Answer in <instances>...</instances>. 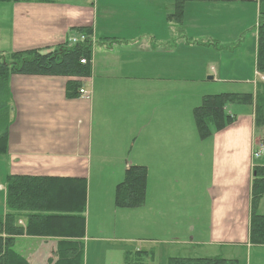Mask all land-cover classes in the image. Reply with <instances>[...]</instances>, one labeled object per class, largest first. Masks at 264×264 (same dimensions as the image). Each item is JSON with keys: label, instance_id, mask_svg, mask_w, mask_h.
I'll return each mask as SVG.
<instances>
[{"label": "crops", "instance_id": "obj_1", "mask_svg": "<svg viewBox=\"0 0 264 264\" xmlns=\"http://www.w3.org/2000/svg\"><path fill=\"white\" fill-rule=\"evenodd\" d=\"M174 1L0 2V53L50 51L78 38V28L92 29L88 76L12 74L7 79L0 216L7 211L8 175L69 178L66 183L84 178L85 211L88 200V214L103 220L97 233L104 231L107 220L109 227L111 222L121 226L120 209L134 208H117L114 189L131 165H140L147 171L146 192L143 204L135 208L153 215L150 223H174V257H222L236 260L227 264H243L252 246L264 248L248 240L252 170L259 162L252 158L259 141L253 107L232 103L227 111L235 115L234 122L205 139L199 137L192 114L204 95L247 93L240 88L199 90L202 75L224 80L222 75L230 73L236 79L232 82L250 81L247 90L254 93L256 25L263 7L259 0H181L182 16L175 21L170 18ZM233 28L243 35L254 29L249 64L215 67L211 63L219 57L206 56L221 52L217 38ZM183 61L189 72L184 73ZM68 81L79 82L90 97H66ZM163 179L175 187L158 191ZM200 194L208 202L205 227L200 225ZM163 198L169 199V207ZM259 210L264 212V197ZM16 220V227L25 226L23 218ZM90 233L85 213L83 237L23 232L12 236L10 249L30 264H49L58 241H78L85 251L88 240L98 239ZM136 248L154 257L151 246L147 251Z\"/></svg>", "mask_w": 264, "mask_h": 264}, {"label": "trees", "instance_id": "obj_2", "mask_svg": "<svg viewBox=\"0 0 264 264\" xmlns=\"http://www.w3.org/2000/svg\"><path fill=\"white\" fill-rule=\"evenodd\" d=\"M54 0H0V2H35L52 3ZM256 25L257 72L264 75V0ZM181 0L174 1L172 20L182 16ZM85 36L81 42L65 43L53 50L37 48L9 53H0V154L5 153L9 120L7 79L12 74L88 76L90 66L80 63V59L89 61L91 57V27L78 28ZM81 84L68 81L66 97L78 96ZM239 102L253 107L254 131L259 136V143L264 146V80H258L254 93L221 92L204 95L193 111V119L201 139L232 124L235 115L228 113L229 104ZM259 162L254 165L251 179V202L248 240L252 245H264V212L259 204L264 197V152ZM31 177L8 175L6 178L7 211L0 216V264H30L23 257L13 253L10 243L14 234L39 236H65L78 238L84 236L85 228V193L84 178ZM147 171L140 165H131L124 178L114 189V205L117 208H135L143 204L146 192ZM25 220L24 227H16V219ZM2 234L5 237H2ZM141 250L125 251L126 264H145L147 255ZM84 247L71 239H61L48 259L49 264H83ZM236 260L222 257H168L167 264H227Z\"/></svg>", "mask_w": 264, "mask_h": 264}, {"label": "rangeland", "instance_id": "obj_3", "mask_svg": "<svg viewBox=\"0 0 264 264\" xmlns=\"http://www.w3.org/2000/svg\"><path fill=\"white\" fill-rule=\"evenodd\" d=\"M251 30L252 31L245 32V34L243 35V31H234L233 28V31L227 33L228 35H226L225 37H223V35L221 34V37L217 38V40L221 43V52L219 51L218 53H209L206 56H214L215 58L219 57L218 61L211 64H214L215 67L221 65L231 68L233 66H236L240 61V63H242V66H247L249 64L248 61H250L251 59L248 56V53L250 54V50L252 47L251 34L254 29L252 28ZM197 66L198 62H194L193 69L196 70ZM183 69L184 73L190 71V69L187 68V64L185 61H183ZM200 78H202V80L196 83V87L199 90L206 86L209 91L237 90L236 88H240L238 90L249 92L247 88L250 89L251 87L250 81H248L249 83L246 81L242 83L232 82L231 80L236 79H233L230 73L227 72L224 73V75H222L221 77L224 80H217L216 78L213 80H207V75H202ZM236 78L237 80L240 79L239 76ZM257 80L258 76L255 72L254 81ZM193 98L194 97L192 96L189 99L192 100ZM231 105L232 104H229V106ZM204 176L206 177L205 174ZM171 186L175 187L173 181H171L170 179H163V181L161 182V188H157V190L160 191L163 188ZM173 192L174 191H172V193ZM186 192L184 193V195L186 194ZM158 197H160V195ZM197 199L203 212L201 214L203 216L200 221V225H203L205 227L208 225V219L206 218L208 217V202L202 194L198 195ZM163 200L166 208L169 207V199L163 198ZM185 208L186 209L184 210V212L187 210V207ZM88 211L91 210L87 200L85 211L86 221L90 227V234H96V238L98 239L88 240L84 251V264H126L125 251L128 250L135 252L137 251L136 247H144L145 249L147 248V251L148 247L151 246L154 257L148 254L147 259L144 260L145 264H167V258L169 256H175L174 254L178 245H176V238L173 235V232L175 230V228H172L174 227L173 222L158 223L159 221H156V223H150L149 221L154 216L145 214L143 212V208H134L128 210L120 209V212L118 213L123 221L122 225L118 226L116 223L113 227L111 222L109 227L107 220L105 222L104 231L97 233L98 229L102 230L103 228V220L100 219V221H97L95 217H91V215L88 214ZM147 223L150 224V227L146 228ZM223 251H226V249L224 248ZM216 254L219 253H213L212 255ZM242 259L244 262L243 264H264V248H262L261 246H252L251 251H248L247 258H245L244 260V257H242Z\"/></svg>", "mask_w": 264, "mask_h": 264}, {"label": "built area", "instance_id": "obj_4", "mask_svg": "<svg viewBox=\"0 0 264 264\" xmlns=\"http://www.w3.org/2000/svg\"><path fill=\"white\" fill-rule=\"evenodd\" d=\"M85 36L81 35L80 40H84ZM73 41H76V39H73ZM87 60L85 59H80V63H86ZM261 79H264V76H260ZM78 96L84 99H88L90 97V91L84 88H79L78 89ZM264 150V147L259 144L258 149L253 152L254 157H259Z\"/></svg>", "mask_w": 264, "mask_h": 264}, {"label": "water", "instance_id": "obj_5", "mask_svg": "<svg viewBox=\"0 0 264 264\" xmlns=\"http://www.w3.org/2000/svg\"><path fill=\"white\" fill-rule=\"evenodd\" d=\"M209 78H211V77H209Z\"/></svg>", "mask_w": 264, "mask_h": 264}]
</instances>
